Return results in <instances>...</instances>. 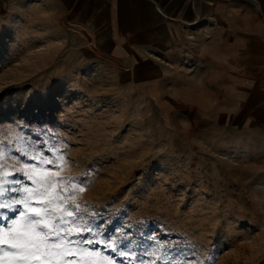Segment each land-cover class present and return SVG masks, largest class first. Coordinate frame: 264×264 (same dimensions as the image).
<instances>
[{
	"label": "rangeland",
	"instance_id": "obj_1",
	"mask_svg": "<svg viewBox=\"0 0 264 264\" xmlns=\"http://www.w3.org/2000/svg\"><path fill=\"white\" fill-rule=\"evenodd\" d=\"M57 39L60 46L47 55L27 57L37 61L30 69L21 72L23 63H13ZM10 63L12 68L0 75L9 85L0 84V120L19 118L71 132V175H81L106 155L104 146L120 135L114 127L128 130L123 139L153 138L144 142L156 148L142 160L129 164L110 157L120 163L112 169L119 172V183L97 181L89 201L123 192L112 212L127 205L133 225L143 220L188 233L202 251L223 241L245 253H226L216 264H264V253L252 254L238 243L264 227V200L257 198L264 194V144L242 132L233 99L216 87L220 81L214 73L200 79L192 59L174 67L171 78L161 81L160 93L153 94L86 59L66 40L57 17L18 8L0 14V68ZM117 106L127 119L103 123ZM207 208L214 211H202Z\"/></svg>",
	"mask_w": 264,
	"mask_h": 264
},
{
	"label": "snow or ice",
	"instance_id": "obj_2",
	"mask_svg": "<svg viewBox=\"0 0 264 264\" xmlns=\"http://www.w3.org/2000/svg\"><path fill=\"white\" fill-rule=\"evenodd\" d=\"M17 7L42 9L45 17L54 12L44 8L41 0H17ZM60 44L58 39L50 41L13 63H23L19 71L24 72L37 62L27 57L40 59L41 54L47 55ZM12 66L0 68V75ZM0 84L9 86L6 80ZM108 115L111 120H104L105 124L119 125L127 119L118 106ZM112 130L120 135L104 146L106 155L87 165L81 175L73 176L67 155L73 150L71 132L19 118L0 120V264H216L226 253L245 255L223 241L202 251L191 242L190 234L162 224L141 220L133 225L124 211L127 205L112 212L123 192L99 203L89 201L87 196L97 181L119 183V172L112 171L120 168L116 161L131 164L156 148L144 142L153 138L123 139L126 128ZM113 155L116 161L110 158ZM257 198L264 200V194L257 193ZM238 243L247 245L252 254L264 253V227L247 232Z\"/></svg>",
	"mask_w": 264,
	"mask_h": 264
},
{
	"label": "crops",
	"instance_id": "obj_3",
	"mask_svg": "<svg viewBox=\"0 0 264 264\" xmlns=\"http://www.w3.org/2000/svg\"><path fill=\"white\" fill-rule=\"evenodd\" d=\"M41 2L86 59L153 94L196 59L200 79L214 73L232 97L242 132L264 144V0ZM12 8L17 0H0V14Z\"/></svg>",
	"mask_w": 264,
	"mask_h": 264
}]
</instances>
